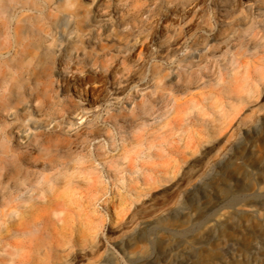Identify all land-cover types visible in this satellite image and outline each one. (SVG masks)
<instances>
[{
	"label": "rangeland",
	"instance_id": "374dc122",
	"mask_svg": "<svg viewBox=\"0 0 264 264\" xmlns=\"http://www.w3.org/2000/svg\"><path fill=\"white\" fill-rule=\"evenodd\" d=\"M139 255L264 264V0H0V264Z\"/></svg>",
	"mask_w": 264,
	"mask_h": 264
},
{
	"label": "bare ground",
	"instance_id": "6f19581e",
	"mask_svg": "<svg viewBox=\"0 0 264 264\" xmlns=\"http://www.w3.org/2000/svg\"><path fill=\"white\" fill-rule=\"evenodd\" d=\"M86 105L87 106H90L92 104H94V99L91 98V99H86ZM159 166V165H158ZM160 172H163L162 170ZM240 207H246V205H243V204H240ZM115 211V210H113ZM117 211V210H116ZM115 211V212H116ZM238 211H242V209H237V208H234L233 209V212H231V214H234L235 212H238ZM120 212V211H118ZM117 212V213H118ZM115 216V214H114ZM118 216V214H117ZM121 216V215H120ZM119 217V216H118ZM121 218V217H119ZM169 220L167 219H164L162 218L161 216H158L154 219H151L149 221H146L145 223H143L142 225V230L146 229V230H150V229H154V228H157V225L160 223V222H168ZM172 221V220H171ZM79 235V234H78ZM77 236V235H76ZM78 237V236H77ZM141 240H144V237L139 235V234H134V235H131L130 237L120 241V243L118 244L119 245V250L122 251L124 254H125V249L126 247H129L131 245H133L134 243H136L137 241H141ZM132 254V255H131ZM127 255H129L127 258L128 260L131 259V257L134 255L133 252H129ZM138 259H139V263L138 264H160L158 262V260H151V259H148L146 258L145 256H138ZM192 260H190V258L186 257V258H183L181 259L180 261H175L174 264H192ZM220 264V262H219ZM221 264H225L224 261H221Z\"/></svg>",
	"mask_w": 264,
	"mask_h": 264
}]
</instances>
